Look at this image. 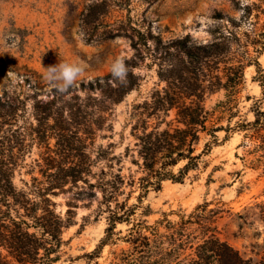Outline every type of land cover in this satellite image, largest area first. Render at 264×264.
<instances>
[{
	"label": "trees",
	"instance_id": "1",
	"mask_svg": "<svg viewBox=\"0 0 264 264\" xmlns=\"http://www.w3.org/2000/svg\"><path fill=\"white\" fill-rule=\"evenodd\" d=\"M236 3L242 11L241 18H230L232 28L226 29L213 43L195 45L190 36L165 44L162 38L156 42L152 53L159 61V76L167 86L157 90L152 100L135 106L133 114L137 121L133 130L138 159L133 162L138 166V174L131 172L126 176L122 169L115 171V167L114 172L108 173L104 168L96 172L87 151L89 136L94 134L93 124L101 127L108 119V112L104 114L99 103L118 104L139 86L142 75L134 70L138 66L136 59L128 60L127 67L118 70L120 77L108 74L104 78L106 85L102 78L89 85L82 84V89H100L102 99L89 93L86 97L77 94L65 100L60 92L45 102L34 98L35 109H45V114H37V119L52 118L51 130L57 138L55 154L46 158L49 167L45 173L51 181L38 201L25 190H18L13 182L10 159L16 154L13 151L9 154L1 134L18 116L20 104L0 97V264L60 261L68 245L64 232L76 224L78 200L97 197L98 191L103 198L100 203L109 212V225L100 245L86 254L89 264L93 260L99 264L100 249L118 240L115 236L122 233V230L116 231L119 223L129 226L127 235L121 239L130 247L114 252L110 264H264V253L260 259L250 257L212 232L221 210H209V202L199 204L187 217L181 216L179 222L165 216L151 224L143 218L152 213L151 206L145 204L150 191L161 190L168 180L184 182L191 171L200 169L203 158L220 143L221 131L226 132L225 140L239 133L242 136L239 148L244 154L238 156L243 161L250 157L256 168L264 167V70L251 50V46L257 54L264 50V0H236ZM108 7L105 0L89 5L82 14L83 24L92 27L98 23L107 14ZM244 24L246 28L241 30ZM130 29L121 25L106 30L105 34L108 38L130 34L139 51L153 37L150 32ZM87 34L93 38L92 32ZM251 64L257 67L258 77L254 80L260 82L262 91L258 97H248L253 100L250 118L240 114L239 95L246 84V66ZM220 91L225 92L224 98L208 107V96ZM171 113L175 117L167 120ZM162 114L166 116L163 120ZM95 115L100 121L90 120ZM152 117L158 121L151 122ZM203 136L209 139L200 149ZM26 148L24 143L22 151ZM18 155V159L24 157L22 152ZM127 188L131 189L129 193ZM136 191H139L137 201L130 204ZM62 193H73L65 216L57 211V203L51 198ZM126 194L130 197L121 200ZM12 206L24 214L13 217ZM256 206L261 208L264 221V203ZM187 249L192 252L183 256Z\"/></svg>",
	"mask_w": 264,
	"mask_h": 264
},
{
	"label": "rangeland",
	"instance_id": "2",
	"mask_svg": "<svg viewBox=\"0 0 264 264\" xmlns=\"http://www.w3.org/2000/svg\"><path fill=\"white\" fill-rule=\"evenodd\" d=\"M96 1L0 0V97L20 104L18 116L11 125H6L5 132L1 134L2 141L10 150L9 154L12 151L16 154L10 159L15 186L37 201L41 200L44 188L51 181L45 173L49 167L46 158L55 154L57 138L51 130L52 118L37 119V114H45V109L36 110L34 98L43 102L51 100L60 92L56 86L65 83L63 68L58 67L51 84L46 79L48 66L68 63L69 67L80 69L70 91L60 92L65 100H71L77 94L86 97L89 93L102 99L100 89H82V84L89 85L102 78L106 85L104 78L113 70L118 72L120 68H126L128 60L138 61L134 70L142 75L139 86L118 104L99 103L105 110L104 114L108 112V119L101 127L93 124L94 134L87 142L94 171L100 172L104 168L110 173L115 167V171L122 169L126 176L131 172L138 174V166L133 162L138 159L133 130L137 121L133 114L135 106L152 100L157 90L167 86L159 76V61L152 53L156 42L162 38L165 44L190 36L192 44L207 45L217 41L226 29L232 28L230 18L240 19L242 16L236 0H105L109 4L107 14L92 27L85 26L82 14ZM121 25L131 28V32L133 28L150 32L153 37L148 39L147 45L140 47V51L130 34L106 37V30ZM245 28L244 24L241 30ZM88 31L94 34L93 38L89 37ZM251 50L264 70V50L260 54L253 51V46ZM117 60H122L123 66L116 64ZM245 77L246 84L239 95V109L240 114L251 118L253 100H248V97H258L262 91L260 82L254 80L258 77L255 64L246 66ZM224 94L220 91L208 96L207 106H214L224 98ZM162 117L163 120L166 116L162 114ZM174 117L171 113L167 120ZM90 120L98 122L100 118L95 115L90 116ZM157 121L152 117L151 122ZM218 135L220 143L203 158L200 169L191 171L184 182L168 180L161 190L150 191L145 204L151 206L152 213L143 218L151 224L165 216L179 222L181 216L187 217L199 204L209 202V210H221L212 232L248 256L260 259L264 253V221L260 216L261 208L256 204L264 203V167H254L250 157L246 161L239 157L244 154V150L239 148L242 141L239 133L231 134L228 140H225V131ZM208 139L209 136H203L200 149ZM24 143L27 148L22 151ZM20 152L24 153L22 159H18ZM61 158L59 156L58 160ZM130 191V188L126 189V192ZM71 194L51 197L57 203V211L64 216ZM138 194L139 191L133 193L130 204L137 201ZM126 197L130 196L126 194L120 198ZM102 199V193L98 191L97 197L78 200L76 224L64 232L68 245L64 247L62 259L55 264L90 263L86 254L100 245L109 225V212L100 203ZM17 209L12 206L10 213L13 217L24 214L23 210L18 213ZM128 228L126 223L117 225L116 231L122 230V233L115 236L118 240L100 249L99 264H110L114 252L130 247L121 239L127 235ZM31 230L35 231L34 228ZM191 252L187 249L183 256ZM94 263L95 260L92 261Z\"/></svg>",
	"mask_w": 264,
	"mask_h": 264
},
{
	"label": "clouds",
	"instance_id": "3",
	"mask_svg": "<svg viewBox=\"0 0 264 264\" xmlns=\"http://www.w3.org/2000/svg\"><path fill=\"white\" fill-rule=\"evenodd\" d=\"M116 64L123 66V61L117 60ZM116 64L113 65V69H115ZM58 67L63 68L62 77H63L65 83L62 86H58V87L56 86V88L60 92H66L70 87H72L74 85L75 75L80 69L69 67L68 63H60V64L48 66L46 69V71H47L46 79L51 84H52V80H53V74L56 72ZM113 75L120 77V74L118 72H116L115 70H113Z\"/></svg>",
	"mask_w": 264,
	"mask_h": 264
}]
</instances>
